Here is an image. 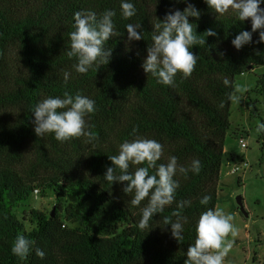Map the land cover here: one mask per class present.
I'll return each instance as SVG.
<instances>
[{
    "label": "trees",
    "instance_id": "16d2710c",
    "mask_svg": "<svg viewBox=\"0 0 264 264\" xmlns=\"http://www.w3.org/2000/svg\"><path fill=\"white\" fill-rule=\"evenodd\" d=\"M121 2L0 0V264H185L200 214L217 207L231 127L227 94L238 75L264 66V43H256L259 30L251 44L237 50L231 41L241 31H251V20L239 21L234 10L220 16L205 0H127L137 11L125 20ZM188 3L200 12L199 18L189 20L206 43L190 49L198 57L191 77L178 73L175 86H166L145 73L142 64L152 43L153 24L163 21L169 10L183 11ZM85 10L98 17L114 10L116 35L104 44L111 49L108 63L97 61L81 74L74 68L77 58H69L67 51L69 34L75 30L74 13ZM129 23L141 25L143 39L128 41ZM208 29L218 35L206 36ZM225 78L232 86L224 85ZM65 91L95 101L96 111L85 117L97 137L92 142L81 137L61 143L54 133L38 137L34 132L35 105L47 97L62 98ZM252 91L264 94V72ZM137 136L163 145L157 165L172 156L178 166L188 168L194 159L202 165L199 174L189 171L185 177L177 172L174 202L154 215L144 230L137 222L147 199L132 207L123 185L104 178L107 167L113 166L108 157L118 155L119 145ZM237 157L232 155L230 161ZM136 167L130 164L128 171ZM35 189L41 196H53L54 215L53 209L35 207L21 216L15 211ZM205 195L211 201L201 205ZM180 201H191L180 210L182 242L164 223L165 217L175 222L171 214ZM18 234L34 241L26 260L11 251ZM37 247L45 252L43 259L35 254Z\"/></svg>",
    "mask_w": 264,
    "mask_h": 264
},
{
    "label": "clouds",
    "instance_id": "9594fccd",
    "mask_svg": "<svg viewBox=\"0 0 264 264\" xmlns=\"http://www.w3.org/2000/svg\"><path fill=\"white\" fill-rule=\"evenodd\" d=\"M210 9L220 16L229 10H234L239 21L251 20V31H241L231 41L237 49L253 42V33L259 30V39L256 43H264V0H205ZM122 18L128 20L136 15L133 3L122 0ZM114 10H105L100 16L91 10L77 11L74 13V31L69 34V58H77L74 65L78 73H87L89 68L97 61L101 65L107 64L111 56V49H105L104 44L114 31ZM199 10L191 3L183 10H169L163 21L154 25L152 43L147 48V56L142 64L147 74L157 78V82L166 86H175V77L178 73L184 79L191 77L195 71L198 57L190 50L194 45L203 46L206 40L195 34L193 23L189 17L199 18ZM141 25H126L128 41H138L143 36L138 29ZM206 36H217L212 29L205 32ZM69 74H64L67 83ZM225 86H232L225 78ZM242 92L239 86L227 94V99L232 103L240 102ZM224 107V102L219 105ZM62 111H59L61 110ZM96 111L95 101L80 93L73 96L65 91L63 97H47L38 102L32 109L34 114V132L38 137L47 133H54L55 139L61 143L73 138L84 137L86 142L95 140L96 134L91 131V126L86 124L85 117ZM138 131V126L133 128V134ZM257 133H264V122L257 121ZM163 154V145L155 139L137 136L133 140H125L119 145L118 155L109 156L113 166L107 167L104 178L109 183L119 182L123 185V192L131 194L128 204L138 207L147 199V204L141 209V216L137 222L140 230L148 228L149 221L158 213H162L165 206L171 205L175 200V193L179 183L174 179L177 172L187 177L192 171L199 174L202 165L200 160L194 159L190 167L178 166L177 157L172 156L167 163L157 165ZM136 165L134 172H129V167ZM147 166H140V165ZM119 169V175L116 174ZM155 169V173H149ZM210 195L200 199L201 205H208ZM191 201H180L177 210L172 216L177 217L175 222L171 217H165L164 223L171 225V235L178 242L183 241V224L181 211L190 205ZM235 217L219 207H209L203 211L195 225V241L187 249L185 264H224L228 254L233 249L235 238L239 234L238 228L233 223ZM232 237V239H229ZM34 241L18 234L13 241L11 251L20 260H26L33 249ZM35 254L43 259L45 252L35 248Z\"/></svg>",
    "mask_w": 264,
    "mask_h": 264
},
{
    "label": "rangeland",
    "instance_id": "374dc122",
    "mask_svg": "<svg viewBox=\"0 0 264 264\" xmlns=\"http://www.w3.org/2000/svg\"><path fill=\"white\" fill-rule=\"evenodd\" d=\"M262 72L264 66H259L236 77V86L242 90L237 95L241 99L239 103L231 104V127L226 136L217 207L234 215L233 223L239 234L224 264H264V133L256 132L257 121L264 122V94L252 91ZM242 136L247 140V150L239 144ZM243 154L250 167L245 172L231 173L230 158ZM238 196L243 197L248 217L238 208ZM53 203V196H41L39 193L37 198L32 195L15 211L21 216L31 207L50 210L54 209Z\"/></svg>",
    "mask_w": 264,
    "mask_h": 264
},
{
    "label": "built area",
    "instance_id": "2783aa9c",
    "mask_svg": "<svg viewBox=\"0 0 264 264\" xmlns=\"http://www.w3.org/2000/svg\"><path fill=\"white\" fill-rule=\"evenodd\" d=\"M239 144L241 146L242 149L247 150L248 148V143L245 137H241L239 139ZM230 172L234 173V174H238L240 171L245 172L249 167H250V163L248 161V159L245 157V154L237 157L236 159H234L231 163H230ZM39 195V189H35L34 192V196L35 198H37Z\"/></svg>",
    "mask_w": 264,
    "mask_h": 264
},
{
    "label": "water",
    "instance_id": "95a60500",
    "mask_svg": "<svg viewBox=\"0 0 264 264\" xmlns=\"http://www.w3.org/2000/svg\"><path fill=\"white\" fill-rule=\"evenodd\" d=\"M237 203H238V208L239 210L243 213L244 216L248 217L249 216V212L247 211L244 201H243V197L242 196H238L237 199ZM54 209L52 210V215H54Z\"/></svg>",
    "mask_w": 264,
    "mask_h": 264
}]
</instances>
